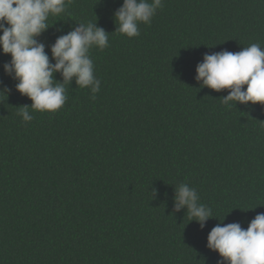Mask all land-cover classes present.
Here are the masks:
<instances>
[{
    "label": "trees",
    "instance_id": "1",
    "mask_svg": "<svg viewBox=\"0 0 264 264\" xmlns=\"http://www.w3.org/2000/svg\"><path fill=\"white\" fill-rule=\"evenodd\" d=\"M122 4L71 0L36 38L54 64L80 23L108 33L90 50L95 99L74 77L59 110L24 121L0 50V264H227L211 230L264 213V105L196 79L205 55L264 47V0H162L133 38L116 32ZM180 184L212 210L203 227L177 211Z\"/></svg>",
    "mask_w": 264,
    "mask_h": 264
},
{
    "label": "clouds",
    "instance_id": "2",
    "mask_svg": "<svg viewBox=\"0 0 264 264\" xmlns=\"http://www.w3.org/2000/svg\"><path fill=\"white\" fill-rule=\"evenodd\" d=\"M71 0H0V50L12 59L5 64V72L18 81L16 90L27 96L31 106H21L23 120L30 122L31 111L56 112L67 99L65 84L75 77L81 88L100 90V81L94 75L90 50L108 47V33L96 23H80V26L60 36L51 48L55 63L49 61L44 45L37 37L50 25L49 17H58L66 12ZM162 0H123L115 12L116 32L128 38L140 35L139 25L150 24ZM197 81L210 89H229L222 99L225 105H264V47L251 43L239 52L222 51L205 55L197 66ZM61 73L63 83L54 79ZM246 85V88L244 87ZM2 92V91H0ZM200 197L195 188L180 184L176 196L177 211L187 206L190 220L201 227L213 216L205 204H198ZM208 247L217 251L227 264H264V213L257 214L247 229L239 223L215 226L208 235Z\"/></svg>",
    "mask_w": 264,
    "mask_h": 264
}]
</instances>
